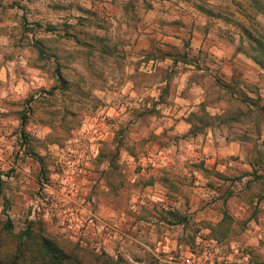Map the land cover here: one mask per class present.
Masks as SVG:
<instances>
[{
  "label": "rangeland",
  "instance_id": "obj_1",
  "mask_svg": "<svg viewBox=\"0 0 264 264\" xmlns=\"http://www.w3.org/2000/svg\"><path fill=\"white\" fill-rule=\"evenodd\" d=\"M194 2L211 11L186 0H0L6 256L41 235L104 264H195L189 252L200 264H264V244L245 243L235 213L244 197L208 189L203 147L264 140V67L235 50L241 24L264 25L259 0ZM193 33L209 34L203 46ZM215 41L253 62L243 77L222 73ZM179 109L180 123L169 113ZM222 161L236 168L232 154Z\"/></svg>",
  "mask_w": 264,
  "mask_h": 264
},
{
  "label": "crops",
  "instance_id": "obj_2",
  "mask_svg": "<svg viewBox=\"0 0 264 264\" xmlns=\"http://www.w3.org/2000/svg\"><path fill=\"white\" fill-rule=\"evenodd\" d=\"M208 35L191 34L192 44L195 45L197 41H201V46H203L204 40L207 39ZM215 43L216 46H220L213 48L211 51L217 54L216 59L222 61L221 71L228 77L230 75L233 78L237 76L243 77L248 72V68L252 67L253 62L249 58L234 52L233 46H228L225 42L217 43L215 41ZM201 97L199 100H202ZM169 113L177 116V122L179 123L186 118V113L181 109L176 113H174V110H170ZM195 145L197 144L195 143ZM203 147L212 149L211 152L213 154L208 157V160L212 163L211 167H213L210 176L216 179L215 183L217 185L209 186L208 189L211 192L223 195L228 192H237L244 197L243 201L237 204L235 213L237 215L243 213L245 216L242 221L246 237L245 243L252 242L257 243V246H261L264 244V189L256 186V179L264 177V156H257L258 153L259 155L264 154V140L261 141L259 139L257 143H253L243 139L226 140L223 138V140L215 144L214 141L207 139L204 141ZM256 148L261 149L257 151ZM231 154L234 157L233 166L236 168H228L225 162L222 161L224 158H231ZM232 169L235 170L236 175L229 172ZM223 180L231 182H229L227 187L224 186L225 188L220 190V185L218 184ZM218 190L220 191L218 192ZM210 210L213 212L214 223H220L223 220L222 210H219L216 206L210 208ZM211 241L213 242L214 240L211 239Z\"/></svg>",
  "mask_w": 264,
  "mask_h": 264
},
{
  "label": "trees",
  "instance_id": "obj_3",
  "mask_svg": "<svg viewBox=\"0 0 264 264\" xmlns=\"http://www.w3.org/2000/svg\"><path fill=\"white\" fill-rule=\"evenodd\" d=\"M193 6L211 11V8H204L194 0H186ZM258 11L264 19V0H259ZM241 34L237 36L235 50L241 51L248 55L257 64L264 67V25L261 27L246 26L241 24ZM10 228V223L5 222L0 229ZM2 248L0 235V264H104L103 258L94 256L89 260L83 256H69L65 250L55 244L45 236L39 235V245H28L24 240H19L13 248L10 256H6ZM83 258V259H82ZM114 263V262H113Z\"/></svg>",
  "mask_w": 264,
  "mask_h": 264
},
{
  "label": "built area",
  "instance_id": "obj_4",
  "mask_svg": "<svg viewBox=\"0 0 264 264\" xmlns=\"http://www.w3.org/2000/svg\"><path fill=\"white\" fill-rule=\"evenodd\" d=\"M185 261L188 263L189 261H193L195 264H200V262H198V258L195 256H192V253L189 252V254H187L185 256Z\"/></svg>",
  "mask_w": 264,
  "mask_h": 264
}]
</instances>
